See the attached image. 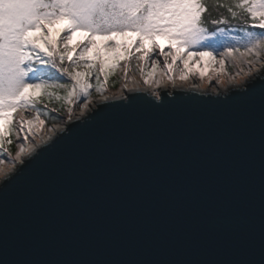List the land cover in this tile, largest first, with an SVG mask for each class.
<instances>
[{"label": "snow or ice", "instance_id": "obj_1", "mask_svg": "<svg viewBox=\"0 0 264 264\" xmlns=\"http://www.w3.org/2000/svg\"><path fill=\"white\" fill-rule=\"evenodd\" d=\"M0 120V264H264V0H0Z\"/></svg>", "mask_w": 264, "mask_h": 264}, {"label": "rangeland", "instance_id": "obj_2", "mask_svg": "<svg viewBox=\"0 0 264 264\" xmlns=\"http://www.w3.org/2000/svg\"><path fill=\"white\" fill-rule=\"evenodd\" d=\"M51 31H52V28H48V35H49V37L51 39H53L52 36L50 35ZM31 35L38 36V35H40V33L39 32H33V33H31ZM80 35H82L80 32L79 33L76 32V33L73 34V38L70 41L71 45H74L76 40L83 39L82 38L83 35H82V37ZM99 37H104V40L103 41H99L98 40ZM140 39H141V34H138L137 32L132 31V30H128V31H125V32H119V33L113 32L110 36L109 35H101V34H99L97 37H95L93 39L95 41V44L92 46L93 50L90 53L89 58L90 59H94L96 52L99 51L100 53H102V56H103L104 59H108L109 58V53L111 51V48H109V46H108L109 42H112V44L116 47L119 55H125L126 54V50H129V49H131V48H133L135 46L136 47L138 46V44L141 42ZM142 45H143V48L141 50H145V48L147 47V43L143 42ZM154 58H159V57H156L154 55ZM185 59L187 60L188 58H185ZM188 69H189L190 72H195L196 76H198V78L201 75H203L205 78H207V76H209L210 73L213 74L216 71V66H215V64H214L212 59L209 60L207 63H205L204 68L201 67V66H195L194 65V61L189 60L188 61ZM148 71H151V69L149 68ZM228 71L234 73L236 71V69L229 68ZM129 75L130 76H134L137 80L141 78L139 73L135 72V71L130 72ZM125 82H131V81L130 80L129 81H125L124 80V83ZM120 89H121L120 85L117 88H109V86H107V90L105 91V95L108 94L109 92L118 93L120 91ZM97 96H98V94H96L93 91V100H95V98ZM76 112L78 114V108L76 109ZM63 117L65 119L67 118V113L66 112H64ZM52 122H59V121H57V120L48 121L47 122L48 126H51L52 124H54Z\"/></svg>", "mask_w": 264, "mask_h": 264}, {"label": "trees", "instance_id": "obj_3", "mask_svg": "<svg viewBox=\"0 0 264 264\" xmlns=\"http://www.w3.org/2000/svg\"><path fill=\"white\" fill-rule=\"evenodd\" d=\"M220 11H223V9H221ZM213 15L215 16L216 15V13L214 12L213 13ZM57 21H59V20H57ZM76 30H78V29H76ZM75 30V31H76ZM235 34V33H234ZM158 35H160V36H164V37H166L167 39H169L170 40V38L166 35V34H155L154 35V37H152V38H148V37H143V34H141V37H143L142 38V40L145 42V43H147V47L145 48V50L146 49H150V48H152L154 45H153V40H154V38H155V36H158ZM73 38V33L71 34V39ZM71 39L68 41V44L70 45V46H74V45H76L77 43H79V42H81V41H85V40H83V39H80V40H76V42L74 43V45H71ZM171 42H172V40H170ZM173 43V42H172ZM118 72H119V70H118ZM123 73L122 72H119V74L118 75H115V76H112V77H110V79H109V83H108V86L110 87V88H117V87H119V85L123 82ZM49 108H57V109H59L60 108V105L59 104H57V103H55V102H52V103H50L49 104ZM64 112H66V111H64V110H60V114L63 116V114H64ZM3 126H4V122L2 121V120H0V128H3ZM13 153L15 152V147H13Z\"/></svg>", "mask_w": 264, "mask_h": 264}, {"label": "bare ground", "instance_id": "obj_4", "mask_svg": "<svg viewBox=\"0 0 264 264\" xmlns=\"http://www.w3.org/2000/svg\"><path fill=\"white\" fill-rule=\"evenodd\" d=\"M98 39H99V40H103V38H101V37H99ZM199 82H200L199 79L196 78V79L192 80L190 83H186V84H184L182 88H191V84H192V83H199ZM129 83H131V82H129ZM211 87H212V85H210L209 88H208V89H205V90H210ZM144 88L147 89L149 92H151V89H150L148 86H145ZM172 88H173V87L171 86V84H169V85L167 86V89H172ZM162 89H164L163 86H161V88H159V89H157V90H158V91H161ZM191 89H192V88H191ZM118 93H119V92H118ZM118 93H111V92H109V93L106 94V95H108L109 97L112 98V97H117V96H119ZM95 99L98 100L99 97H97V98H95ZM96 100H93V103H95Z\"/></svg>", "mask_w": 264, "mask_h": 264}, {"label": "water", "instance_id": "obj_5", "mask_svg": "<svg viewBox=\"0 0 264 264\" xmlns=\"http://www.w3.org/2000/svg\"><path fill=\"white\" fill-rule=\"evenodd\" d=\"M165 89H162L161 92H163ZM167 91H171L173 93L177 92V91H188V92H191L193 91L191 88H180V89H175V88H172V89H166ZM142 91L144 92H147L148 95H153L152 92H149L147 89H143ZM202 92H204L203 90H200ZM121 98L119 96L117 97H112V100L110 102L112 103H117Z\"/></svg>", "mask_w": 264, "mask_h": 264}, {"label": "built area", "instance_id": "obj_6", "mask_svg": "<svg viewBox=\"0 0 264 264\" xmlns=\"http://www.w3.org/2000/svg\"><path fill=\"white\" fill-rule=\"evenodd\" d=\"M212 58L204 55L202 57L199 58V62L196 61V59H194V63H199L200 66H203L206 62H208L209 60H211ZM210 75H212V73H210ZM198 78V76H196Z\"/></svg>", "mask_w": 264, "mask_h": 264}]
</instances>
